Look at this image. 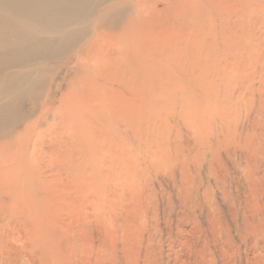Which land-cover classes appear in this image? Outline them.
Here are the masks:
<instances>
[{
  "label": "rangeland",
  "instance_id": "1",
  "mask_svg": "<svg viewBox=\"0 0 264 264\" xmlns=\"http://www.w3.org/2000/svg\"><path fill=\"white\" fill-rule=\"evenodd\" d=\"M91 2L87 14V17H90L86 18L80 27L87 29L88 36L93 32H104L105 38L114 40L116 49L117 45L120 46L121 49L115 52L117 63L112 61L109 65V76L112 80L108 82L111 84L116 80L117 83L125 84L134 92V96L126 99L131 102V110L126 117L130 118L127 130L130 133L126 131L124 134L123 126L117 127L121 136L126 138L128 145L115 149L117 154H109L104 159L101 155V145L96 141L103 139L98 136L102 131L114 129L115 124H111L105 116H100L103 113L100 109L90 107L88 114H99L79 116L74 120V123L79 124L73 130V140L68 143L67 151L65 150L67 156L63 158L65 164L70 167L69 172L63 173L59 177L60 181L57 179L51 186L63 184L69 190L71 189L67 192V195L71 196L65 197L68 198L67 202L77 207L74 200L77 192L72 190L73 176L80 172L86 183L93 181V177L96 178L94 181L98 182V178L103 174L110 176L113 180L117 175L124 174L123 169H126L121 163L122 158L126 156L131 160L133 169H145L144 179L147 185L143 184L141 189L138 182L133 179L132 189L136 192L135 194L113 193L115 180L109 184L108 179L107 189L102 196H99V192H97L99 196L97 198L91 197L92 193L89 194L88 201L97 200L100 206L99 211L103 219L107 221V226L112 224L114 206L112 211L111 205L114 201L126 204L127 200L132 201L133 206H137L136 204L140 206L142 203L145 208H148L149 222L153 224L155 222L158 225L161 237L166 235L169 227L173 229L180 218L182 230L185 232L191 227L192 220L198 219L202 224L205 221V225L206 219H203L208 210L212 209L223 213L222 215L230 223L231 217L227 212L228 201H225L214 187L209 167L211 161L206 151L209 150L208 146L214 144L216 134L220 131L230 129V132H235L237 135L244 134L250 131L252 121L264 122V108L259 105V103L264 105V0H91ZM110 8L114 10L121 8L119 10L123 12L122 18L109 20L107 16H103L102 13ZM128 19H130L129 25L126 24ZM138 19H140L139 22ZM92 26L94 31L91 30ZM122 32L127 34L125 39L122 38ZM69 54L55 61L48 57L47 61L38 62L35 66L45 68L41 70L47 74L44 77L48 80L45 81L37 96L41 94L42 98L45 87L47 86V90L52 86L55 89L53 96L50 97L54 100L53 109H57L61 95L67 92L68 84L72 82L74 73L77 71L76 64L71 58L72 52ZM239 54L240 57H238ZM233 72L234 74H231ZM110 84L103 82V85L109 89ZM116 89L119 92L123 91L120 88ZM25 106V109L31 108L27 104ZM245 112H248L249 117ZM249 113H252L251 116ZM229 115H231L230 119ZM36 116L26 123H30ZM224 122H227V125ZM134 136L137 137L135 140ZM43 152L47 154L46 146L43 147ZM219 155L221 160H224L231 181L235 177H240L241 169L237 168V173L233 169L235 158L224 156L222 151ZM47 161L49 160H43L42 166L45 168L48 166ZM149 164H152L153 169ZM51 165L52 168H49L54 172L57 171V164ZM49 168H46L41 181L51 180ZM29 186L30 184L26 182L25 187L21 177L13 181L12 176L9 175L6 183L1 179L0 227L3 224L2 217L5 218V216L11 221L22 220L24 232L35 237V241L28 246L24 241L23 243L19 240L13 242L9 246L12 249L10 252L2 254L0 252V264H12V262L28 264L26 258L32 250L33 264H60L59 255H63L65 260L70 256L67 255L63 244L56 240L57 236L53 227L58 223H50V226L45 224V220L52 219L48 211L53 206L51 201L53 195L43 191L39 182L32 184L33 189L25 191ZM228 193L230 203L233 201L237 206L240 199L236 200L238 197L233 183ZM84 195L88 196V193ZM20 210L24 211L23 215L19 213ZM87 210L90 211V209ZM122 213L121 210L117 212L118 215H123ZM32 223L35 224V230ZM149 225L152 227V224ZM91 233L90 238L95 239L96 233L94 231ZM164 241L154 242L153 245L157 252L166 254L168 246ZM24 247L26 249H22Z\"/></svg>",
  "mask_w": 264,
  "mask_h": 264
},
{
  "label": "bare ground",
  "instance_id": "2",
  "mask_svg": "<svg viewBox=\"0 0 264 264\" xmlns=\"http://www.w3.org/2000/svg\"><path fill=\"white\" fill-rule=\"evenodd\" d=\"M91 3V0H0V189L1 179L6 183L7 177L11 175L13 181L21 177L25 187L26 182L30 184L25 191L33 189L32 184L39 182L43 191L52 193L53 206L50 210L48 209V215L50 213L52 221L47 219L45 224L50 226V223H58L53 227L57 236L56 240L63 244L67 255L70 256L65 260L63 255H59L60 264L64 262L70 264H264L263 121H250V131L245 129L244 134L239 133L237 135L235 132H230V129L227 131H220V129V132L217 131L219 134H216L214 144L208 146L209 150L206 151L211 161L209 167L215 189L221 193L225 201L230 203L228 190L233 183L238 197L236 200L239 201L240 199L237 206L233 201L230 204L227 202V207L229 205L227 212L231 218L227 217L231 219L230 223L222 215L223 213L211 208L212 210H208L209 212L203 219H206L205 225V221L202 224L199 223L198 219L192 220L191 227L185 232L182 230L180 218L173 229L169 227L166 235L163 236L166 238H163L159 234L158 225L155 222L154 224L149 222L148 208H145L142 203L140 206L138 204L133 206L132 201L127 200L126 204H122L121 201H114L111 209L113 211L112 207L114 206L116 215L114 212L112 213V224L107 226V221L103 219L99 211V203L97 204L96 199L88 201L89 194L92 193L91 197L94 198L102 196L107 189L108 179L109 184L115 180L113 193L126 192L128 194L130 192L132 195L135 194L136 192L132 189L133 179L138 182L141 189L143 184H146L145 169H133L131 160L126 156L122 158L121 163L122 167L126 169H123L124 174L122 176L117 175L113 180L110 176L103 174L102 177L98 178V182L94 181L96 178L93 177V181L90 180L89 183H86L80 172L73 176L72 190L77 192L76 199L74 198L77 207L67 202L68 198L65 197L71 189L69 190L63 184H59L60 187L57 184L51 186L57 179L60 181L59 177L63 173L69 172L70 167L65 164L63 158L65 155L67 156L68 143L73 140V130L79 124L74 123V120L78 119L79 116L99 114H88L90 107L100 109L103 112L100 116H105L111 124H115L114 129L102 131L98 136L103 139L96 141L97 144L101 145V155L104 159L109 154H117L115 149L124 148L128 145L126 138L121 136L117 127L123 126L124 131L122 132L124 134L128 130L130 118L127 119L126 117L131 110V102L126 99L129 96H134V92L125 84L117 83L116 80L111 84L109 83L112 80L109 76V65L117 59L115 52L121 49L120 46L117 45L116 49L114 40L105 38L104 32H93L88 36L87 29L80 27L86 18L89 19L90 17H87V14ZM119 9L121 8L117 10L110 8L102 14L107 16L109 20H118L123 16V12ZM126 24H130V19ZM92 27L91 30L94 29V26ZM56 35L57 37H55ZM126 35L122 32L123 39ZM71 52V58L76 64L77 71L74 73L72 82L68 84L67 92L61 95L57 109H53L54 100L50 97L53 96L55 89L52 86L48 87L47 90V86L45 87L42 91V98L41 94L39 97L37 96L45 81L48 80L44 77L47 74L41 70L45 68L35 66L38 62L47 61L50 57L55 61V59L62 58L63 55ZM257 72L259 73L260 70ZM257 72L256 74H258ZM103 82L110 84L111 88H107ZM115 87L123 91L119 92ZM126 95L128 96L126 97ZM39 99L40 102H38ZM26 104L31 108L25 109ZM259 105L264 108V105L260 103ZM237 106L239 105L237 104ZM248 108L250 107L248 106ZM245 113L248 116V112ZM251 114L249 113L250 116ZM35 115H37L36 118L30 123H26ZM237 116L239 118V115ZM230 118L231 115H229ZM232 120L234 121L233 118ZM138 128L140 129V127ZM142 132L144 133V130ZM44 146L48 150L47 154L43 152ZM221 151L224 156L235 158L233 169L236 173L239 168L241 169L240 177H235L233 181H231L230 173L225 168L224 160L222 161L220 158L219 152ZM44 159L49 160L46 168L51 167V164L58 166L55 172L51 169L52 167L49 168L51 173V180L49 181H41L44 177L43 174L46 173V168L42 166ZM149 166L153 169L152 164ZM72 171L74 172V170ZM54 177L56 179H53ZM97 192L100 193L99 196ZM84 193H88V196H85ZM67 196L70 197L71 195ZM188 199L190 200L189 197ZM184 201L188 203L186 200ZM193 205L191 207L194 209L195 205ZM119 210L123 211V215L117 214ZM19 213L23 215L24 211L20 210ZM2 221L3 224L0 227L1 254L10 252L12 249L9 246L17 240L22 243L24 241L27 246L35 241V237L31 234L28 236L24 232L22 220L11 221L5 216V218L2 217ZM148 222L152 224V227ZM168 223L170 224V221ZM32 226L35 230L34 223ZM91 231L96 233L95 239H93L94 237L90 238ZM162 241L166 242L168 246L166 254L161 251L157 252L153 245L154 242L161 243ZM22 249H26V247ZM32 253L33 250L26 258L28 264H33Z\"/></svg>",
  "mask_w": 264,
  "mask_h": 264
}]
</instances>
